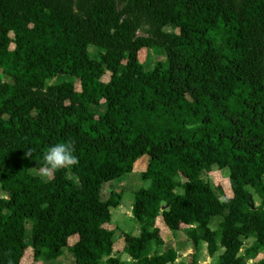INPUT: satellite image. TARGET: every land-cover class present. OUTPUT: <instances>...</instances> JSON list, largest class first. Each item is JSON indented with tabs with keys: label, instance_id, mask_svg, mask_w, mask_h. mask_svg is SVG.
<instances>
[{
	"label": "trees",
	"instance_id": "16d2710c",
	"mask_svg": "<svg viewBox=\"0 0 264 264\" xmlns=\"http://www.w3.org/2000/svg\"><path fill=\"white\" fill-rule=\"evenodd\" d=\"M142 19L152 35L138 34ZM144 49L165 59L147 69ZM57 142L78 162L33 174ZM144 158L140 235L121 234L132 264L176 260L152 252L165 243L158 218L187 233L194 259L205 241L210 256L224 248L216 264H264V0H0V264H24L27 220L30 264L65 248L76 264H123L109 226L122 191L101 192ZM214 166L231 195L201 177Z\"/></svg>",
	"mask_w": 264,
	"mask_h": 264
},
{
	"label": "rangeland",
	"instance_id": "374dc122",
	"mask_svg": "<svg viewBox=\"0 0 264 264\" xmlns=\"http://www.w3.org/2000/svg\"><path fill=\"white\" fill-rule=\"evenodd\" d=\"M153 30H154L153 25L149 21H147L146 19H142L141 27L138 30V34L139 35H145V36L146 35H152ZM165 30L166 31H175L176 28L173 25H168L165 27ZM90 50L92 51L94 56H96V57L99 56L100 51L98 48L91 46ZM140 58L142 61H145V59H147L148 61H146L145 67L147 69H151V68H153L156 61L164 60L165 55L163 53H158V52H155L153 50L144 49L140 53ZM3 79H4V81L13 82V80L8 76H3ZM69 79H71V78L68 76L60 75V76H58L56 81L60 82V81L69 80ZM104 80L105 81L109 80V73H107L104 76ZM76 85H77V88L79 89L80 88L79 81H76ZM92 109L96 112L103 113L105 111L106 107L105 106H97V107L93 106ZM146 160H147L146 158L141 159L137 165V168H136L137 170H135L134 172L129 173L126 176H122L121 178H117V179H114L112 181H108V182L104 183V185H103L101 197L104 200H106L110 197V194L112 191H118V192L122 191L121 204L111 208L112 218H111V222L109 223V226L113 227L116 230V234L118 236H121L122 232L127 230L128 226L132 227L135 225V223H138L133 218V215L130 214L131 211H129L128 207H130L132 202H133L134 191H136L140 187H146L148 185V180H144L141 176V174H142L141 171L138 170L140 165L145 166ZM40 170L41 169L33 168V169H31V172L33 174L41 176L44 179H48L50 177L51 172H49L46 176H44V175H41ZM228 176H229V170L227 168L220 170L217 166L213 167L212 172L203 171L201 173V177L203 178V180L210 182L212 187L214 188L215 192L221 198H223V194L220 193V191L218 189L219 186L223 188V191L227 196L231 195V189H230V184L228 181ZM250 190L253 193L255 204L258 205L260 203L259 198L257 197V195H255L254 191L251 188H250ZM0 195H4V192L1 189H0ZM220 221H221V217L216 216L215 220H213V222H212V226L217 227ZM26 241L29 245L28 250L29 249L30 250L27 252L23 263L24 264H30L33 260L32 250H31V246H32V223H31V220L26 221ZM71 241L73 242L74 240L72 239ZM244 249H245V247L243 248L241 253H244ZM262 256H264V250L262 251L261 255H259L258 257L260 258ZM72 261H73V263H72ZM40 263L41 264H76V260H75V257L73 256V254L67 248H65L64 254L61 255L60 257L55 258V259H50V260H42ZM246 263L255 264L254 260L253 261H247Z\"/></svg>",
	"mask_w": 264,
	"mask_h": 264
},
{
	"label": "crops",
	"instance_id": "0c3cea01",
	"mask_svg": "<svg viewBox=\"0 0 264 264\" xmlns=\"http://www.w3.org/2000/svg\"><path fill=\"white\" fill-rule=\"evenodd\" d=\"M145 169V166L140 165L138 170L143 171ZM137 170V169H136ZM150 182L148 181V187ZM138 190V189H137ZM133 203V202H132ZM132 207V204L131 206ZM132 214V213H130ZM216 217L213 218L215 220ZM212 220V222H213ZM212 222L210 223V227L212 229H217V227L212 226ZM162 230V235L164 237L165 243L160 246L156 247L153 245L152 252L155 250H158L160 252H165L168 250H175L177 253V258L174 262H171L169 264H195V261L197 260V264H216L219 255L224 251V248H220L219 251L214 254V256H210L208 253V245L207 242L201 241L199 245V249L197 252L196 259L193 258V254L196 253V249L194 250V244L191 241V239L188 237L187 233L183 230H177V231H171L168 230L167 227L163 224V221L161 218L157 219L156 223ZM219 225V224H218ZM124 232L131 233L132 235L139 236L140 235V225L138 223H135L132 227H127V230ZM76 240V238L74 239ZM244 247L249 248L253 246L256 241L255 238L249 237L244 238ZM126 243L124 242L123 238L121 236H118L116 234V243L114 246L113 256H119L123 262V264H132L133 259L132 257L126 252ZM196 248V247H195ZM244 249V250H245ZM107 259V256L104 257V260ZM247 261H253L250 256H245L243 264H250L246 263ZM73 263V261H72Z\"/></svg>",
	"mask_w": 264,
	"mask_h": 264
},
{
	"label": "clouds",
	"instance_id": "9594fccd",
	"mask_svg": "<svg viewBox=\"0 0 264 264\" xmlns=\"http://www.w3.org/2000/svg\"><path fill=\"white\" fill-rule=\"evenodd\" d=\"M25 156L29 157L30 151ZM77 162L71 143L57 142L42 154L41 175L46 176L49 172L73 166Z\"/></svg>",
	"mask_w": 264,
	"mask_h": 264
},
{
	"label": "water",
	"instance_id": "95a60500",
	"mask_svg": "<svg viewBox=\"0 0 264 264\" xmlns=\"http://www.w3.org/2000/svg\"><path fill=\"white\" fill-rule=\"evenodd\" d=\"M128 209H129V211H132V207H128ZM196 248H195V246H194V250H195Z\"/></svg>",
	"mask_w": 264,
	"mask_h": 264
}]
</instances>
